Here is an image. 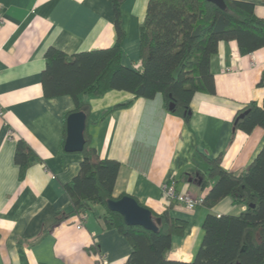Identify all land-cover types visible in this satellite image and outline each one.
<instances>
[{
  "label": "crops",
  "instance_id": "crops-1",
  "mask_svg": "<svg viewBox=\"0 0 264 264\" xmlns=\"http://www.w3.org/2000/svg\"><path fill=\"white\" fill-rule=\"evenodd\" d=\"M147 1L125 0L120 8L125 35L118 43L111 0H0V264H97L100 255L109 264H123L130 254L128 241L105 225L101 205H93L83 227L76 228L81 216L72 213L64 185L78 174L82 156L65 152L62 144L65 115L74 103L67 95L45 97L41 73L50 47L74 55L119 45L122 64L140 67L139 29ZM238 1L253 4L255 16L264 20V0ZM209 68L215 92L193 95L188 122L183 113L165 111L158 101L134 99L126 92L109 91L89 100L85 130L90 143L101 159L120 164L114 199L130 196L161 214L170 203L165 184L175 183L179 195L202 198L214 184L212 180L202 189L201 181H195L206 178L207 158L221 155L222 169L238 173L264 146V128L246 134L233 126L247 104L262 105L258 83L264 47L241 55L235 41H221ZM128 100H133L129 107L102 117ZM19 140L36 156L23 176L14 160ZM184 174H193V179L184 180ZM244 210L229 197L211 209L175 203L169 215L184 220L186 228L174 237L169 258L194 259L207 213L238 215ZM55 217L60 221L54 223Z\"/></svg>",
  "mask_w": 264,
  "mask_h": 264
},
{
  "label": "trees",
  "instance_id": "trees-1",
  "mask_svg": "<svg viewBox=\"0 0 264 264\" xmlns=\"http://www.w3.org/2000/svg\"><path fill=\"white\" fill-rule=\"evenodd\" d=\"M223 1L222 9L206 0H148L139 29L140 67L122 64L123 51L119 45L74 55L48 48L41 73L45 97H71L74 108L66 113L65 121L73 112L82 111L88 116L90 99L102 97L109 91H121L134 99L158 101L171 113L180 108L184 121L188 122L193 95L215 92L209 62L219 42L235 41L241 55L264 47V20L255 16L254 5L238 0ZM124 2L111 0L118 43L125 35L120 19ZM258 87L263 90L262 105L250 102L238 112L233 119L235 130L249 134L256 127L264 128V69ZM132 102L117 104L103 112L102 117L115 109L127 108ZM170 103L174 105L172 111L168 108ZM245 111L248 112L237 120ZM65 132L64 129L63 145ZM84 140L79 172L64 189L71 200L72 213L79 217L93 205L105 209V225L116 229L132 248L123 264H264V146L250 165L238 173L222 169L221 155L206 159L207 176L201 177L200 186L204 189L212 180L214 184L202 197L201 205L211 209L229 197L233 205L244 206L245 210L238 215L207 213L202 222L204 235L194 259L182 262L169 258L174 237L182 236L186 228L184 220L169 215L176 199L170 201L163 213L151 212L154 218L161 220L157 233L140 226H127L121 215L106 206L107 200L114 199L112 192L120 164L101 159L86 130ZM14 160L23 176L24 169L36 156L19 140ZM192 175L184 174L183 179H193ZM175 192L177 195L176 186ZM60 219L55 217L54 223Z\"/></svg>",
  "mask_w": 264,
  "mask_h": 264
},
{
  "label": "water",
  "instance_id": "water-1",
  "mask_svg": "<svg viewBox=\"0 0 264 264\" xmlns=\"http://www.w3.org/2000/svg\"><path fill=\"white\" fill-rule=\"evenodd\" d=\"M219 8H224L223 0H206ZM169 111L174 109L173 103L169 104ZM248 111L241 113L237 120ZM86 115L82 111L71 113L66 119V138L64 151L67 153H81L85 144L84 132L86 128ZM236 120V121H237ZM197 178V177H196ZM197 183L201 179H196ZM107 209L122 216L127 226H140L146 230L157 233L159 231L160 218H154L149 209L142 207L134 198L123 196L119 199H109L106 202Z\"/></svg>",
  "mask_w": 264,
  "mask_h": 264
},
{
  "label": "built area",
  "instance_id": "built-area-1",
  "mask_svg": "<svg viewBox=\"0 0 264 264\" xmlns=\"http://www.w3.org/2000/svg\"><path fill=\"white\" fill-rule=\"evenodd\" d=\"M2 26H3V18L1 15V6H0V30H1ZM2 115H3V113H2L1 108H0V116H2ZM163 193H164L167 200L171 201V200L176 199L177 203L183 204L188 208L197 207V206L201 205V203H202L201 197H192L186 193L176 195L175 188H174L173 184H171L170 186H168V185L164 186ZM85 219H86V216L82 215L80 220L78 221V223L76 225L77 229H80L83 227V222L85 221ZM97 264H109V262L106 260V258L104 256L100 255V257L97 260Z\"/></svg>",
  "mask_w": 264,
  "mask_h": 264
},
{
  "label": "rangeland",
  "instance_id": "rangeland-1",
  "mask_svg": "<svg viewBox=\"0 0 264 264\" xmlns=\"http://www.w3.org/2000/svg\"><path fill=\"white\" fill-rule=\"evenodd\" d=\"M175 113H182V109L179 108V109L175 110ZM171 184H173V183L165 184V186H166V185L170 186ZM163 188H164V186H163ZM174 188H175V186H174ZM178 195H179V194H178ZM176 203H177V202H176ZM177 204H180V203H177ZM101 256H102V255H101ZM99 257H100V256H99ZM99 257H98V258H99ZM106 260H107V259H106Z\"/></svg>",
  "mask_w": 264,
  "mask_h": 264
}]
</instances>
